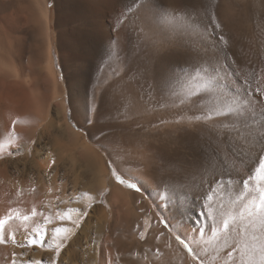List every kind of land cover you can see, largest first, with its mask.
<instances>
[{"label": "rangeland", "instance_id": "1", "mask_svg": "<svg viewBox=\"0 0 264 264\" xmlns=\"http://www.w3.org/2000/svg\"><path fill=\"white\" fill-rule=\"evenodd\" d=\"M0 1L5 3L0 9V31L7 36L4 42L7 47L4 46L3 50L0 44V52L4 51V56H14L15 65H21L26 72L34 61L39 60L41 72L38 76L37 93L42 99L41 102L46 105L50 103L49 115L55 116L56 125L67 123L72 131L83 135L87 143L100 153L105 154V149L111 152L110 157L104 156V167L106 178L112 181L115 188L103 191L104 195L100 194L90 204L89 211L94 206L102 209L111 207L112 214L108 225H116L128 239L137 235L134 257L142 264H198L177 243L174 233L186 235L191 247L193 244L212 247L214 238L222 231L212 223L208 222L207 225L204 220L180 218L175 212L177 199H181L177 188L185 185L188 190L184 191H190L189 197L184 198L185 211L190 206H196L199 210L205 206L210 214L208 205L211 208L217 205L218 186L212 185V200H205L211 177L204 175L199 166H207L205 161L211 154L207 131L210 125L204 129V134L195 131L194 134H180L172 130H177L180 123H188L182 122L172 108L171 101L167 99L169 89L176 87L178 78L184 71L190 70L186 57L181 55L182 43L175 39V35L182 34L183 44H190L193 48L203 50L210 47L216 42L210 24V18L215 15L224 25L223 33L228 39V44L221 47L237 54L238 66L234 64L232 70L242 74V79H248L252 87L258 84L264 87V82L261 81V70H264V0H163L165 4L186 8L187 12L169 11L158 17L147 9L137 11L139 5L133 4L132 0H82L81 3H90L95 8L100 24L105 23L110 29L107 45L105 44L101 56L98 57L94 83L91 84L94 92L105 96V107L110 112L98 121L95 120L94 125H89L78 110L72 115L68 93V88L78 83L89 71L85 56L88 35L84 25H81L82 14L78 7L80 0H47L49 25L39 16L33 20L34 15L28 10L29 0ZM129 8L132 9L134 17L128 13ZM122 12L123 16L120 15ZM35 27L36 30H33ZM112 27L124 35L127 34L128 41L125 40L122 51L111 49L115 40ZM205 27L207 31L204 30ZM49 56L53 76L46 70ZM33 77L30 74L23 75L22 78L30 80ZM233 84H236V77H230L228 87L233 94H243L242 86L237 84L233 90ZM55 85L61 94L55 95L56 98ZM61 103H64L66 109H60L63 107ZM59 115L63 119L61 122ZM101 129L111 136L98 144L96 141L102 134ZM188 136L190 140L185 141L184 138H189ZM109 160L114 162V166L125 179L136 178L134 182L141 184V192L118 184L111 175ZM227 163L230 165L231 161ZM197 173L198 176H194ZM235 176L236 173L232 172L231 177ZM42 209L41 212L44 211ZM203 216L202 214L201 217ZM155 219L164 228L163 234L155 229ZM161 219H167L170 227L166 228ZM40 221L43 223V220ZM200 228L204 229L203 234L197 231ZM107 237L111 240L109 232ZM24 240L17 241L26 243ZM17 241L14 244L7 241L3 243L12 245V252L18 255L21 264H52L49 262L50 244L46 240L43 246L37 244L31 247H21ZM207 250L210 252V247ZM59 256L55 253L53 258L57 264ZM226 257L224 264H231ZM204 264L210 263L204 261Z\"/></svg>", "mask_w": 264, "mask_h": 264}, {"label": "bare ground", "instance_id": "2", "mask_svg": "<svg viewBox=\"0 0 264 264\" xmlns=\"http://www.w3.org/2000/svg\"><path fill=\"white\" fill-rule=\"evenodd\" d=\"M81 1L78 2V7L82 14L81 21H83V24L81 25H84L88 35V47L85 56L89 71L78 83L76 82L73 87L68 88V93H70L73 116L78 110L86 120L94 117L98 121L110 111L105 107V96L99 92H94L91 89V84L94 83L95 68L99 64L98 57L101 56L100 53H102L107 42L108 30L110 29L107 24H100V20L97 19L98 13L90 3L88 5L84 2L81 3ZM120 1L127 2L129 0ZM47 3V0H29L28 10L32 13V16L34 15L33 20H36L39 16L45 24H48ZM4 5L5 3L0 1V9ZM80 13L79 15H81ZM33 30H36V27ZM112 32L115 40L111 49L122 51L125 40L128 39L127 34L124 35L114 28ZM6 37L4 32L0 31V44L3 50L7 47L4 43ZM13 57L4 56V51L0 52V144L3 145L0 147V218L7 219L10 215L13 216V219L8 220L4 226L3 234L7 237L5 241L14 244L17 240L25 239V225L15 216L16 213L31 216V212L35 208L37 216L30 218L27 222L29 234L34 233L36 229L43 230L45 228L51 233V228L58 225L68 229L61 236L64 239L65 247L59 256V264H120V262H123L122 264H142L140 260L134 257V251L137 248V235L135 234V236L133 235L128 239L126 234L120 232L116 225H108L112 214L111 207L109 209H102L98 206L92 207L91 211L88 212L87 219L79 228L73 222L78 216L76 211L70 213L71 220L66 218L61 222L58 219L59 215L67 214L69 209L79 208L83 212L86 207L88 208L92 202L100 197L103 191L107 188H111V190L115 188L112 181L106 178L104 167V156L110 157L111 152L107 149V151H104L105 154L100 153L87 143L83 135L76 133L74 130L72 131L67 123L56 125L55 116L49 115L50 103L46 105L43 101L41 102L42 99L37 93L38 76L41 72L40 61H34L26 72L25 68L20 67L21 65H15ZM50 57L46 60V70L49 75H52L53 67L52 62L50 63ZM30 74L34 75L30 80L22 78L23 75L30 76ZM55 87L54 96H60L57 85ZM61 104H63V107H60V109H66L64 103ZM171 114L173 115V113ZM59 117L61 122L63 119L61 120L60 115ZM187 125H181L180 123L177 130L175 128V130H172L180 134H194L193 131L204 134L206 131H204L206 126L192 127L189 124ZM188 137L184 138L185 141L190 140V136ZM33 141H35V145L32 143ZM53 160H55L54 165L51 164ZM202 170L201 167L203 173ZM198 173L194 176H198ZM217 175H219V171ZM246 175L247 173L242 170L239 177L237 175L234 178L231 177L232 185L225 184L223 189L218 187L217 205L215 204V207L208 209L210 214L206 211L205 206L202 210H199L196 206H190L185 211L184 202L189 197L190 191L189 193L184 191L188 187L185 185H179V188H177L181 199L175 198L178 200L177 205H175V212L180 218H190V220L196 221L204 220L207 225L208 222L209 224L212 223L222 231L220 235L214 238L212 247L200 244L192 245L194 251L203 257L207 263L224 264L225 252L230 250L234 243L243 244L247 239V237L240 236L237 231L225 233L222 230L224 219H229L231 228L235 229H239L246 223V221L240 219V213L251 197L249 196L243 202L237 198L244 191L240 178ZM225 176L224 179L227 180L228 177ZM172 182L171 184H173ZM173 186L176 187V185ZM84 192H88L89 195H83ZM41 208L44 209L43 212L40 211ZM202 214L203 217H201ZM44 216L50 218V224L44 219ZM40 219L43 220V223ZM153 224L160 234L164 233V228L158 224L156 219ZM75 230L77 231L75 232ZM108 232L111 240L107 237ZM256 235H260L259 229L256 230ZM45 240L48 245L50 244L49 262H52L56 253L55 244L57 241L51 239L50 235L46 236ZM225 242L228 244L227 249L223 247ZM209 247L210 252L207 250ZM12 249V245L0 243L1 264H13L14 259L16 264H21L20 258L12 252ZM234 258L239 259V254H234Z\"/></svg>", "mask_w": 264, "mask_h": 264}, {"label": "snow or ice", "instance_id": "3", "mask_svg": "<svg viewBox=\"0 0 264 264\" xmlns=\"http://www.w3.org/2000/svg\"><path fill=\"white\" fill-rule=\"evenodd\" d=\"M132 3H138L137 11L147 9L156 17L169 11L172 13L187 12L186 8L165 4L163 0H132ZM128 13L134 14L131 8L128 9ZM120 15L123 16L124 13L122 12ZM210 24L216 42L203 50L193 48L190 44H183L184 36L182 34L175 35V39L182 43L183 52L181 55L186 57V63L190 70L184 71L178 78L176 87L169 89L167 99L171 101L172 108L176 110V114L181 117L182 122L186 121L192 127L210 125L208 131L211 154L206 161L207 166L201 165L203 173L211 177L209 190L204 196L205 200H212L213 184L223 189L225 184L232 185V172H235L238 177L242 170L247 173L240 179L244 191L237 197L241 202L248 199L249 196L251 197L240 213V219L246 223L239 229H235L231 228L229 219H224L222 225V230L225 233L237 231L240 236L247 237V239L243 244L234 243L231 249L225 252V255L231 264H264V87L259 84L252 87L248 79H242V74L232 70L233 65L237 64V54L221 47V45L228 44V39L223 33L224 25L215 15L210 18ZM204 30L207 31V28L205 27ZM248 65L251 67L250 62ZM230 77H236V84L232 85V89L234 90L239 84L243 88V94H233V91L229 89ZM261 81L264 82V70H261ZM87 123L94 125V117L87 119ZM101 133L96 141L98 144L101 140L111 136L103 129H101ZM32 143L35 145V141ZM2 146L0 144V147ZM101 146L103 147L102 144ZM229 160L231 161L230 165L227 163ZM51 164L54 165L55 160L51 161ZM108 167L118 184L141 192V184L134 182L136 178L125 179L111 160L108 161ZM218 171L219 175H217ZM225 175L228 176L227 180L224 179ZM83 195L88 196L89 193L84 192ZM210 208L209 204L208 209ZM72 211L78 213L73 222L79 228L87 219L89 209L86 207L83 212L79 208L69 209L67 214L59 215L58 219L61 222L66 218L71 220L70 213ZM35 216H37L35 208H33L31 216L16 213L15 218L25 225L26 241V243L20 241L17 243L21 247L35 246L38 242L40 246H43L45 237L50 235L51 239L57 241L55 252L59 256L65 247L64 239L61 236L68 229L58 225L51 228V233L45 228L43 230L36 229L34 233L29 234L27 222ZM11 219H13L11 215L7 219L0 218V243L7 239L3 230L7 221ZM44 219L49 224L51 223L48 216H44ZM161 223L166 228L170 227L167 219H161ZM257 229L260 232L259 236L256 235ZM197 231L203 234L204 229L200 228ZM174 235L177 243L188 251L193 260L198 261V264H204V258L190 246L186 235L179 232H175ZM193 239L196 238L193 237ZM223 247L228 248L227 242ZM237 253L239 259L234 258V254ZM13 255L15 256V254ZM13 264H16L15 259ZM30 264H39V262H30ZM52 264H57L55 259Z\"/></svg>", "mask_w": 264, "mask_h": 264}]
</instances>
